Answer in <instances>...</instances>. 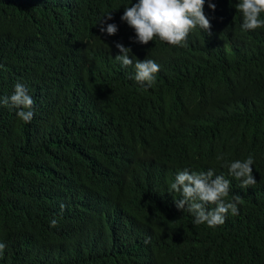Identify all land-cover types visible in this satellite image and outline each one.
Segmentation results:
<instances>
[{"label": "trees", "instance_id": "trees-1", "mask_svg": "<svg viewBox=\"0 0 264 264\" xmlns=\"http://www.w3.org/2000/svg\"><path fill=\"white\" fill-rule=\"evenodd\" d=\"M136 2L0 0V97L19 82L35 102L29 123L0 105V264H264V28L205 0L210 35L140 44L121 20ZM117 42L160 65L152 86ZM250 155L241 188L224 164ZM185 168L230 180L239 214L195 225L169 193Z\"/></svg>", "mask_w": 264, "mask_h": 264}, {"label": "clouds", "instance_id": "clouds-1", "mask_svg": "<svg viewBox=\"0 0 264 264\" xmlns=\"http://www.w3.org/2000/svg\"><path fill=\"white\" fill-rule=\"evenodd\" d=\"M204 6L205 0H138L125 7L121 20L135 30L136 43L146 45L159 38L172 46L184 47L187 46L189 34L197 27L207 31L208 35L211 34L212 25L204 12ZM209 7L215 10L216 5L210 3ZM235 7L242 14L243 31L264 28V0H239ZM111 13L104 18L112 20ZM104 18L99 22L100 31L110 36L115 35L118 26L107 23ZM106 23L105 28L103 25ZM115 46L121 53L115 59L124 67L134 66V80L138 84L152 86L156 81V74L161 70L160 65L154 59L135 58L131 47H125L123 43L117 42ZM34 103L28 89L19 82L10 97H0V105L15 106L18 118L25 123L34 118ZM217 159L222 160L223 157L218 156ZM253 164L254 158L250 155L245 160H235L224 166L231 176L240 181L241 188H249L257 183L253 175ZM230 190L231 181L223 175L215 174L212 169L196 172L185 168L175 175L174 182L169 187L170 194L176 192L181 195L180 199L174 198L176 207L189 212L194 217L195 225L206 224L210 228L223 225L229 212L232 215L239 214L238 205L242 203V197L235 194L228 200ZM57 224L56 219L50 221L51 227H56ZM5 248L6 245L0 242V258L3 257Z\"/></svg>", "mask_w": 264, "mask_h": 264}, {"label": "bare ground", "instance_id": "bare-ground-1", "mask_svg": "<svg viewBox=\"0 0 264 264\" xmlns=\"http://www.w3.org/2000/svg\"><path fill=\"white\" fill-rule=\"evenodd\" d=\"M111 64V63H110Z\"/></svg>", "mask_w": 264, "mask_h": 264}]
</instances>
